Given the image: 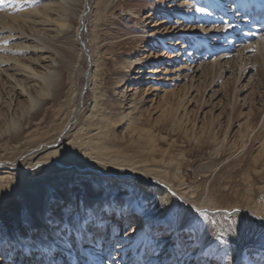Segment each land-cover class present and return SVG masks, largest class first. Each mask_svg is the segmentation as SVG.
I'll return each mask as SVG.
<instances>
[{
    "label": "rangeland",
    "instance_id": "1",
    "mask_svg": "<svg viewBox=\"0 0 264 264\" xmlns=\"http://www.w3.org/2000/svg\"><path fill=\"white\" fill-rule=\"evenodd\" d=\"M217 1H222V4L217 6ZM236 1L88 0L87 17L82 34L89 60L93 62L98 59L101 64L100 87L105 96L103 105L109 112L108 121L117 126L113 130L112 136L116 140L113 141L116 144H113L125 146L133 140L132 134L148 131L156 141V160H160L161 153L164 152L165 155L170 153L175 159L184 161L180 165L182 166L180 172L186 180L185 186L190 188L187 192L191 191L193 195L189 193L181 198L179 203L194 212L190 218V226L195 227L198 233L203 235L206 232L205 229L210 228V225L213 226V231L216 233L213 246L220 247L218 254L220 253L219 255H223L226 259L223 264L232 260V248L221 231V226H217L220 219L209 215L211 207L206 205L207 202H217L220 206H216L215 209L235 212V208L243 204L242 195L244 197L249 195L253 200L251 209L259 206L264 208V97H262L264 95V31L253 29L256 25L249 27L246 24V12L256 11L255 6L250 5L252 8L247 9V5L239 6ZM257 2L261 5L264 0H257ZM35 4L32 0L24 7L31 9L38 6L41 9L49 3L42 1L36 6ZM80 9L81 0H78L74 12L77 14ZM197 9L203 11H197ZM258 9L263 11L262 7ZM195 30L204 32L189 35V32ZM166 32L169 34H165ZM60 38L45 46L56 50L55 54L57 61L60 62L59 68L66 87L71 80L75 92L82 90L81 112L78 116V121L82 122L83 114L88 115L87 112L93 102L92 86H89L92 70L89 60L87 59L86 62L80 56L74 32ZM199 38H204L207 42H200L195 48V45L191 44L192 40ZM204 46L208 47V50L202 49L200 57L195 58L197 55L195 52ZM38 56L33 53L26 54L23 57L28 60L26 66L33 62L29 59H37ZM199 58H201L200 61ZM129 60L130 62L138 60L135 64L140 68L144 67L149 80L145 83L136 81L134 85L124 81L119 86H115L125 69L124 63H129ZM209 62H213V66L217 65L215 70L214 68L212 71L208 70ZM15 73L19 74L14 71L8 72V74ZM15 78L23 81L21 76H15ZM25 83L27 86L32 84L29 81ZM9 85L0 78V87H2L0 133L2 135L6 131L5 124L15 117H20V109L12 112L13 106L27 107V103L22 98L19 100L14 97L15 92ZM135 88H137V94L134 107L130 105L129 100ZM121 91L125 98L119 96ZM63 100L64 95L47 100L49 109L46 112L48 122L46 123L48 125L52 124L59 110V104ZM122 117L124 119H121ZM21 123L24 122L21 121ZM81 124L78 128H81ZM23 125L26 126L24 131L33 129L26 123ZM246 125L250 128L247 129ZM1 137L0 159L8 160L11 157L12 148L17 144L8 134ZM141 145L142 143H138L136 139V143H131L129 147L132 151H147L148 148L143 151ZM212 159L215 162L211 165ZM93 163L94 161L80 162L84 165L83 168H92ZM95 169L100 170L101 167L96 165ZM105 173L124 176L126 182L122 189L117 187V190L122 193L130 210L122 221H117L116 217L113 218L112 223L115 222V225L112 229L102 223L100 238L104 237V239L101 240L102 243L99 241V244L100 246L110 245L104 249L110 250L107 255L109 253L113 262L117 264H184V262L205 264L201 263L202 255L196 253L190 256V253L195 251L191 250V247H186L188 240L183 235H188L187 230L176 234L177 237L174 236V231L167 224L171 219L168 222H153L148 230L147 246L144 245L142 250L141 246L134 245L135 240L141 237L142 216H144L129 182L132 176L137 174L122 167L107 169ZM81 174L82 172L79 174L78 182L71 180L65 182L55 194L52 193L56 190L50 191L47 196H44L46 202L52 196L58 199L61 196L65 198L66 195L69 197L72 195L71 202L75 204L78 202L81 205L82 194L84 199L86 197L93 200V192L89 191L100 184L96 177H86ZM84 183H91V186ZM17 186L20 189L18 193L24 196L20 195L23 205L11 202L8 206V197L4 196L1 199L4 204L0 206L6 205L7 208L2 211L5 222L7 219L9 221L14 213L20 216L26 215L30 208L29 200L33 204L40 202L33 201L28 197V193L25 195L23 188L25 186L20 183ZM183 188L184 186L179 188L181 192H184ZM234 191H237L240 196L236 197ZM69 200H62L61 207H64ZM40 204L44 206L46 203ZM179 207L181 208L179 205L174 209L173 214L179 212ZM55 209L53 208V211ZM107 209L103 207L102 210ZM105 215L107 219L111 218L109 211ZM60 218L63 220L64 217ZM16 222L18 224V220ZM90 223L91 221H88L86 224L89 226ZM30 224L34 225L32 222L19 224L18 230L11 231L3 226L0 231L4 234V238L12 239L20 235L23 230H27V236H33L35 233L37 236H34L35 240L40 237L39 240L46 244V239L39 234L41 227L29 228ZM12 226L10 224L9 228ZM3 230L6 232L3 233ZM226 232L229 236L232 235L230 230ZM106 237L108 240L105 239ZM47 243L49 244V241ZM85 243L87 242L83 244L86 245ZM235 249L233 258L235 264H259L253 262L250 257L247 258V255L251 250L264 260L262 259L264 233L260 230L249 231L248 227L242 233L239 246ZM11 251L14 250L9 252ZM54 253H52L53 257ZM16 254L10 255L11 260L15 264H21L18 258L23 259L24 256L16 257ZM138 254H140L139 262L135 260ZM182 255L187 259H180ZM28 257L26 256V259ZM210 262L219 264L215 261ZM76 264H80V261ZM102 264L106 263L103 261Z\"/></svg>",
    "mask_w": 264,
    "mask_h": 264
},
{
    "label": "bare ground",
    "instance_id": "2",
    "mask_svg": "<svg viewBox=\"0 0 264 264\" xmlns=\"http://www.w3.org/2000/svg\"><path fill=\"white\" fill-rule=\"evenodd\" d=\"M31 1L3 0V3L0 4V78L10 84L16 99L22 98L27 103V107L22 108L14 105L13 110H11L15 112L20 109V117H15L5 124L6 131L3 132V135H10V138L17 145L12 148L11 157L8 160L0 159V205L4 204L1 201L4 196L8 197V206L11 202L23 205V199L20 195L24 196L19 194L20 189L17 186L19 183L25 186L23 187L25 195L28 193L29 198L40 202L33 204L29 199H25L29 200V212L25 213L26 215L22 214L23 218L18 213L11 214L12 218L9 221L7 219V222L4 221L2 212L7 209L6 205L0 206L2 208L0 210V228L3 229L5 226L10 231L18 230L19 224L32 222L34 225L31 226L30 224L29 228L41 227L39 234L46 239V244L39 240L40 237L35 240L37 237L35 233L33 236H27V230H23L20 235H16L12 239L4 238V234L0 231V264H15L10 256L14 253H17L16 257L24 256L23 259L18 258L21 264H76L79 261L80 264H102L103 261L106 264H117L112 261L109 253L107 255L110 250L104 249L110 245L100 246L99 244V241L104 239V237L100 238L102 223L107 224L106 226L112 229L115 225V222L112 223L113 218L116 217L117 221H122V218H125L127 212L130 211L122 193L117 190L124 186L126 182L124 176L105 173L107 169L114 167L129 169L137 174V176H132L129 182L144 216H142L141 237L135 240L134 245L141 246L142 250L148 242L147 234L153 222H168L171 219L167 224L174 231V236L179 232L188 231V235H183V237H187L188 240L186 247H191V250L195 251H190V256L198 253L202 255L201 263L211 264L210 261H215L223 264L226 259L223 255H219L220 253L218 254L220 247L214 248L215 246H213L216 241L213 226L206 227V232L203 235L198 233L195 227L190 226V218L194 212L179 203L181 198L191 193V191L187 192L190 188L185 186L186 180L180 172L182 168L180 165L184 161L175 159L170 153L165 155L164 152L161 153V159L156 160V141L148 131L132 134L133 140H130L129 144L125 146L117 144L119 146L117 147L114 145L116 143L113 141L116 140L112 135L117 126L108 121L109 112L103 105L105 96L100 87L101 64L98 59L93 62L89 60L86 45L84 44V49L81 45L88 0H81V9L78 10L77 14L74 9L78 0H33L36 3L35 6L42 1H47L49 4L41 9L38 6L25 9V4ZM221 4L222 1L216 2L217 6ZM236 4L242 7L247 5V9L252 8L250 5H254L256 10L261 7L257 0H237ZM262 10L264 9L262 8ZM72 32L75 34L80 56L86 62L87 59L89 60L92 70H90L89 86H92L93 102L87 112L88 115L83 114L82 122L78 121L81 112L82 90L75 92L71 80L66 87L62 71L59 68L60 62L57 61L55 54L56 50L45 46V44H52L60 37ZM195 32L204 31H191L189 35ZM165 34L169 33L166 32ZM192 41L191 44H194L195 48L199 46L200 42H207L204 38L193 39ZM202 49L208 50V47L204 46L200 50L198 49L195 52L197 54L195 58L200 57ZM28 53L39 56L37 59H29L33 62L26 66L28 60L23 57ZM200 60L201 58H199ZM128 62L127 64L124 63L125 69H123L122 76L116 81L115 86H119L124 81L134 85L136 81L145 83L149 80L144 67L141 66L140 68L135 64L138 60L132 62L129 60ZM216 66H213V62L207 64L209 71H212L213 68L215 70ZM11 71L19 72V74H8ZM15 76H21L23 81L16 79ZM25 81L32 84L27 86ZM0 91H2V87H0ZM136 91L137 88L134 89L129 100L130 105L134 107L136 106ZM59 95H64V100L59 104V110L52 124L48 125L46 121V112L49 109L47 100L57 98ZM119 96L125 98L122 91ZM131 109L133 110V108ZM21 121L33 129L28 132L27 130L24 131L26 126ZM80 123L82 126L78 128ZM246 126L247 129L250 128L248 125ZM3 135L0 133V137ZM136 139L138 143H142L143 151L148 148L147 151L130 150V144L136 143ZM171 144L173 145V142ZM82 161H94L92 165L94 168H83L84 165L80 164ZM212 162L215 160L212 159L211 165ZM96 165L101 169H95ZM81 172L83 174L81 176L96 177L100 184V186L89 191L93 192V200L86 197L84 199L82 194L81 205L78 202L77 204L71 202L73 201L70 199L72 195L70 197L66 195L65 198L61 196L58 198L59 200L52 196L46 202L44 196L53 190L56 191L52 194L57 193L65 182H70V180L78 182ZM86 185L91 186V183ZM183 186L184 192H181L182 188H179ZM234 195L240 196L237 191H234ZM64 199L70 200L64 207H61V201ZM242 200L243 204L238 205L235 212L215 209L216 206H220L217 202L208 201L206 204L211 207L209 210L211 214L209 215L220 219L217 226H221V231L230 242L232 260L226 264H235L233 261L236 253L235 248H238L241 235L248 227L249 231L260 230L264 233V208L259 206L256 209H251L250 205L253 200L249 195L246 197L242 195ZM42 202L46 204L42 206L40 204ZM179 205L181 206L179 212L173 214L174 209ZM103 207L108 209L104 211L105 209L102 210ZM53 208L56 209L53 211ZM69 211L73 213L66 214ZM108 211L111 218L107 219L105 213ZM60 217H64L63 220ZM16 220H18V224H16ZM88 221H91L89 226L86 224ZM10 224L13 225L11 228H9ZM237 225L240 227L237 228ZM227 230L232 232L231 236L227 234ZM5 232L3 230V233ZM84 242H87L86 245L83 244ZM9 249L14 251L9 252ZM53 252H55L54 257L52 256ZM26 256L29 257L26 259ZM136 256L137 259L135 257V260L139 262L140 254ZM183 256L180 259L186 260V256ZM248 257L253 262L264 263V260H261L259 255L256 256L254 251L249 250ZM262 259H264L263 256ZM172 260H174L173 256ZM184 264L187 263L184 262Z\"/></svg>",
    "mask_w": 264,
    "mask_h": 264
},
{
    "label": "snow or ice",
    "instance_id": "3",
    "mask_svg": "<svg viewBox=\"0 0 264 264\" xmlns=\"http://www.w3.org/2000/svg\"><path fill=\"white\" fill-rule=\"evenodd\" d=\"M2 3H3V0H0V4H2ZM197 11H203V10L202 9H197ZM239 227H240V225H237V228H239Z\"/></svg>",
    "mask_w": 264,
    "mask_h": 264
},
{
    "label": "water",
    "instance_id": "4",
    "mask_svg": "<svg viewBox=\"0 0 264 264\" xmlns=\"http://www.w3.org/2000/svg\"><path fill=\"white\" fill-rule=\"evenodd\" d=\"M87 10H88V8H87ZM81 45H82V47H83V49L85 48V46H84V43L83 42H81Z\"/></svg>",
    "mask_w": 264,
    "mask_h": 264
}]
</instances>
